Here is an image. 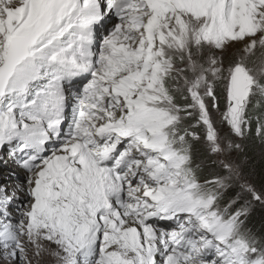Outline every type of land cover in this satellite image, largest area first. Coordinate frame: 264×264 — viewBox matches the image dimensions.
<instances>
[{"label": "snow or ice", "instance_id": "6c2138e0", "mask_svg": "<svg viewBox=\"0 0 264 264\" xmlns=\"http://www.w3.org/2000/svg\"><path fill=\"white\" fill-rule=\"evenodd\" d=\"M262 103L264 0H0V264H264Z\"/></svg>", "mask_w": 264, "mask_h": 264}, {"label": "trees", "instance_id": "16d2710c", "mask_svg": "<svg viewBox=\"0 0 264 264\" xmlns=\"http://www.w3.org/2000/svg\"><path fill=\"white\" fill-rule=\"evenodd\" d=\"M255 111L257 114L264 112V103L257 107ZM254 118L256 117L253 116V119ZM252 146L255 147L256 144L254 143ZM244 152L245 155L242 156V160L245 165V171L249 174L252 181L259 185L261 181H257V179L258 177H263L264 173L262 161L259 159V157L255 156V149L248 147L244 149ZM251 175L254 177H252ZM247 226L257 234H264V207L256 204L252 208Z\"/></svg>", "mask_w": 264, "mask_h": 264}, {"label": "rangeland", "instance_id": "374dc122", "mask_svg": "<svg viewBox=\"0 0 264 264\" xmlns=\"http://www.w3.org/2000/svg\"><path fill=\"white\" fill-rule=\"evenodd\" d=\"M230 51L231 50H229V52ZM255 119L256 118L253 119L254 123H255ZM259 142L260 141L255 136V128H253L252 134L246 140L243 141V144H244V149H246L248 147L255 149V156L259 157V159L262 161L263 172H264V145H261V143H259ZM254 143L256 144L255 147L252 146ZM0 155H5V153H0ZM9 168H14L15 170L18 171V173L25 175V173L21 169L16 168L15 165L9 164L7 167L0 166V185L9 186L11 184L12 181H9L7 179L2 178V177L5 178L6 171H8ZM252 177H254V176H252ZM262 180H264V173H263V177H258V179H257V181H262ZM22 183H23V181H22ZM9 190H10L9 194H11V189H9ZM19 197L21 198V200L23 199V196L19 195Z\"/></svg>", "mask_w": 264, "mask_h": 264}, {"label": "bare ground", "instance_id": "6f19581e", "mask_svg": "<svg viewBox=\"0 0 264 264\" xmlns=\"http://www.w3.org/2000/svg\"><path fill=\"white\" fill-rule=\"evenodd\" d=\"M2 178L12 181L11 184L8 186L9 189H12L14 186L21 184L22 181L24 182L25 175L18 173V171L15 170L14 168H9L8 171H6L5 178L4 177ZM17 195L23 196V193H17Z\"/></svg>", "mask_w": 264, "mask_h": 264}]
</instances>
